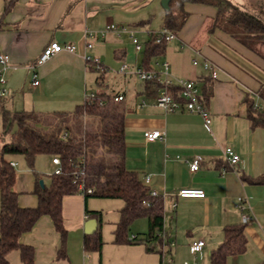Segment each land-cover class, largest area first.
I'll return each mask as SVG.
<instances>
[{"label": "crops", "instance_id": "1", "mask_svg": "<svg viewBox=\"0 0 264 264\" xmlns=\"http://www.w3.org/2000/svg\"><path fill=\"white\" fill-rule=\"evenodd\" d=\"M154 1L0 0V54L8 56L3 76L9 90L0 103L2 134L7 137L1 147L10 140L3 130V113L32 114V122L40 126L49 125L51 117L62 118L65 122L62 126L78 135L87 130V118L84 115L77 118L76 108L85 104L87 93L103 94L107 98L105 106L118 105L124 109L125 166L142 182L148 176V188L162 196L160 233L169 242L162 249L160 243L151 242L149 246L154 249H148L142 240L149 230L146 217L132 220L123 234V242H115L124 201L85 198L77 192L62 199L64 236L48 215L41 216L33 229L21 235L19 241L33 248L32 264L192 263L194 255L189 245L200 239L205 245L198 262L214 264L212 253L224 243L227 227H242L246 243L241 251L228 253L221 264H264V126H251L246 101L259 99V108H263L258 90L264 85V61L215 22V6L194 1L182 5L187 16L176 38L158 53L148 52L146 44L151 30L147 31L145 41L138 34H144L151 21L144 10ZM189 3L198 7L196 12L201 16L197 22L187 21L191 16L186 9ZM252 3L255 9L250 6ZM236 5L255 16L264 13V0H245V5L237 2ZM112 23L134 30L142 49L137 51L126 33L119 36L114 32L102 33ZM87 31L93 33L90 38H86ZM52 41L72 43L76 50H63L31 68ZM86 41L92 44L90 48H86ZM195 52L199 60L196 65L192 62ZM86 57L97 59L105 70L99 72ZM205 60L217 66L216 78H211L203 67ZM165 61L172 78L195 82L211 114L209 126L198 113L165 112L156 105L160 83L143 82L132 71L139 66L162 72ZM123 63L130 67L127 73L118 71ZM34 73L38 75V85L32 84ZM170 90L176 94L175 84ZM117 94H122L123 100L112 101L110 97ZM142 100L145 104L138 108ZM70 117L77 122L73 132L67 124ZM98 123L100 120L91 128H97ZM156 130L164 132L163 139L147 141L144 132ZM227 147L240 156L234 167L224 158ZM195 155L202 160L199 169L191 172L188 161ZM8 159L16 168L17 161ZM52 165L55 169L56 165ZM36 175L43 186L50 185L51 174L45 179ZM36 175L30 172L16 175L14 190L21 207L38 204L34 192ZM182 188L202 189L205 197L175 195ZM240 203L243 210L238 207ZM91 212H97V228L89 235L94 239L100 233L103 241L100 251L84 247L88 234L85 222L91 218ZM243 214L249 216L246 223L242 221ZM132 235L137 236L135 241L130 240ZM6 259L8 264H24L18 249L9 251Z\"/></svg>", "mask_w": 264, "mask_h": 264}, {"label": "trees", "instance_id": "2", "mask_svg": "<svg viewBox=\"0 0 264 264\" xmlns=\"http://www.w3.org/2000/svg\"><path fill=\"white\" fill-rule=\"evenodd\" d=\"M185 1L215 6L217 17L227 12L225 18L229 26H223L224 30L252 52L256 53L255 45L258 43L264 45V22L229 0H177L182 17L179 20V12L175 14L171 9L167 10L163 27L176 34L187 16V12L182 8ZM173 2L176 0H170L168 6H172ZM151 31L146 48L150 53H158L167 43L164 40L156 42L157 33L155 30ZM100 77L101 75L98 76ZM152 82L154 81L147 83ZM102 96L104 95L97 94V98ZM258 96L263 101L262 109L255 108L254 99L246 100L247 116L252 127L264 126V85L258 90ZM75 113L77 118L84 114L95 115L99 117L100 124L93 130H82L77 135L71 134L62 125L40 126L32 122V114L26 112L11 116L3 113V130L10 135V140L0 148V264H8L6 254L13 249L19 250L24 264H32L33 248L22 244L19 239L21 235L33 229L43 215L50 216L56 230L65 235L62 199L65 195L79 192L74 181V172L81 165L82 158L85 160L83 177L85 188L92 189V193L84 194L85 198H119L124 201L121 221L115 232V242H123V234L132 220L146 217L149 230L142 240L148 249H154L149 246L151 242L160 243L162 246L160 249L164 245H169L167 238L160 233L163 231L162 196H152L148 186L135 172L125 166L124 109L118 105L101 107L96 99L91 105L85 102L78 106ZM14 125L17 126L15 130ZM63 130L67 133L66 138L62 137ZM98 150H102L100 155ZM40 154L49 156L58 154L62 171L50 175L49 186H41L35 174L34 192L38 196V204L35 207H21L18 203V193L14 190L17 173L7 157L22 155L27 165L33 169L35 157ZM96 213L91 212V218H96ZM102 243L100 233H97L94 239L89 234L85 235L84 247L88 251H100ZM245 243L242 227L225 228V241L212 253L213 263L221 264L228 253L241 251Z\"/></svg>", "mask_w": 264, "mask_h": 264}, {"label": "built area", "instance_id": "3", "mask_svg": "<svg viewBox=\"0 0 264 264\" xmlns=\"http://www.w3.org/2000/svg\"><path fill=\"white\" fill-rule=\"evenodd\" d=\"M105 32H114L118 36L126 33L131 38L132 43L134 44V47L137 51L142 49V43L138 40V38L135 35V31L132 29H128L125 26H120L117 24H108L103 29L102 33ZM152 33V31H149V35ZM157 36L155 37L156 42H160L164 40L166 43L171 42L176 38V34L166 28L163 27L161 30L156 31ZM92 32L87 31L86 32V38H90L92 36ZM92 44L88 41H86V48H90ZM63 50L74 52L76 50V46L72 43H66V44H60L56 41L50 42L47 46L44 47L42 52L39 54L35 64L30 66L31 68L35 65L42 64L46 62L52 55L61 52ZM196 55L192 59V62L194 65L198 63V52H195ZM87 60L94 62L96 65V69L99 72L104 71L105 69L100 65L99 61L97 59H91L90 57H86ZM8 65V56L5 54H0V103L9 95V90L6 87V79L3 76V70ZM203 67L210 73L211 78L217 77V66L209 61L205 60L203 62ZM130 70V67L128 64L123 63L120 68V73H127ZM133 73L137 76L138 79H140L143 82H149V81H157L160 83V89L158 91V94L156 96V105L163 109L165 112H173L178 110H185L188 112L198 113L206 126H209L211 122V114L209 109L204 105L203 100L201 98V94L199 92L198 87L196 86L195 82L193 80L185 79V78H172L169 74V63L165 61L163 63V71L158 72L155 70H147L143 67H134ZM161 74L163 77L161 78ZM38 75L34 73L32 75V84L38 85ZM175 84L177 87L176 95H174L170 88L171 86ZM96 92H89L86 94V103L87 104H93L95 100L97 99V104L99 106H105L107 98L105 97H98L97 98ZM110 99L114 102H119L123 100L122 94H117ZM145 104V100L140 101V103L137 105L138 108H141ZM255 108H259V106L256 104ZM63 138L67 137V133L65 132L62 134ZM144 137L147 141H154L156 139H163L164 132L162 131H145ZM224 158L229 164L230 167L236 166L240 162V156L235 153L232 148L227 147L224 149L223 152ZM202 160V157L199 155H195L191 161H188V167L191 172H194L199 169V163ZM52 163L56 165L54 169V173L59 174L62 171L61 167V160L60 156L58 154H55L52 157ZM84 163L85 160L82 158L80 160V166L79 168L74 172V181L76 182L79 192L82 194L85 193H92V189L85 188V183L83 181V177L85 175L84 171ZM12 166L15 165L14 162H10ZM149 182V177L146 176L144 179V183ZM150 194L152 196H159L160 194L150 189ZM177 196L182 198H203L205 197V192L202 189H196V188H182L176 192ZM144 203V202H143ZM175 205V204H174ZM239 208L243 210V206L240 203L238 205ZM249 220V216L246 214L242 215V221L246 223ZM162 236L165 237L164 234ZM130 239H135V236L132 235ZM205 245V241L200 239L197 241L192 242L189 247L191 253L194 255V260L192 263H189L188 261H185L183 264H200L197 260V258L202 254L203 246Z\"/></svg>", "mask_w": 264, "mask_h": 264}, {"label": "rangeland", "instance_id": "4", "mask_svg": "<svg viewBox=\"0 0 264 264\" xmlns=\"http://www.w3.org/2000/svg\"><path fill=\"white\" fill-rule=\"evenodd\" d=\"M229 1H231L233 4H236V2H237L238 5L239 4L241 5V3H243L245 5V0H229ZM252 5H253V3L250 6H252ZM176 6H177L178 9L176 8ZM196 8H198L197 5H192V3L188 6V8L186 7V9L191 12V16H190V18L187 21H190V22H194V21L197 22L198 21L199 16H201V15L198 12H196ZM257 8L260 9L261 7H257ZM169 9H171L172 12H174V13H178L179 12L178 15H179V20H180V18L182 17L181 13H180L181 9H179V3H177V0H176V2H173L172 6L168 7L167 9H165L163 7L162 0H156L154 2H151L148 5V7L144 10V14H145L146 18L151 19V21L148 24V26L146 27V29L144 30V34H141V33L138 34L140 39L142 38V41L146 40L147 31L148 30L158 31V30H161L163 28L164 18H165V14H166L165 11L169 10ZM249 9H251V8L249 7ZM252 9H255V6L254 7L252 6ZM226 14H227V12H226ZM226 14L225 15L224 14L223 15L220 14V16H218L216 18V22L218 23V25L226 26V27L229 26V24H228V22L226 21V18H225ZM256 17L260 18L261 20L264 21V13L258 12L256 14ZM201 20H200V22H202V23L205 22V18L204 17H202ZM255 51H256V54L260 58H262L263 61H264V45L261 42L258 43L257 45H255ZM256 104L259 107H261L259 105L260 104V100L259 99H256ZM84 117L87 118V125L85 127V128H87V130H90V128L92 126L94 127L96 125L97 121H99V117H97L95 115L84 114ZM70 118L67 120V122H68L67 124H69L68 127H70L72 129V132H73L77 128V122H76L75 119H73V118L70 119ZM47 122H50L49 126L50 125L51 126L65 125V122L63 121L62 118L51 117V119L48 120ZM98 126H99V123H98ZM78 128L81 129V130L84 129L81 126H78ZM73 134H74V132H73ZM3 138L7 139V137H4V135L2 134V124H1V120H0V147H1V144H2V141H3ZM100 152L102 153V150L101 151L98 150V155L101 154ZM8 158L14 159L15 161H17L18 165L15 168L16 173H29V172L31 174H34V173L36 174L37 173L43 179L48 178L47 176L49 174L54 173V167H53V165L51 163V158H50V156H48L46 154L38 155V156L35 157L33 169L30 168L27 165V163H26V161H25V159H24V157L22 155H11V156H8Z\"/></svg>", "mask_w": 264, "mask_h": 264}, {"label": "water", "instance_id": "5", "mask_svg": "<svg viewBox=\"0 0 264 264\" xmlns=\"http://www.w3.org/2000/svg\"><path fill=\"white\" fill-rule=\"evenodd\" d=\"M170 0H162V5L165 9H167L169 6ZM16 125H14V130L16 129ZM41 186H43L42 180H40ZM97 228V220L95 218H90L85 222V233L91 234L93 233Z\"/></svg>", "mask_w": 264, "mask_h": 264}]
</instances>
